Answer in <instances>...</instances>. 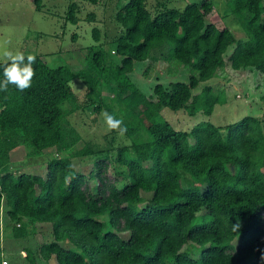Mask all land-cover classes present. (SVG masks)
<instances>
[{
    "label": "trees",
    "instance_id": "obj_1",
    "mask_svg": "<svg viewBox=\"0 0 264 264\" xmlns=\"http://www.w3.org/2000/svg\"><path fill=\"white\" fill-rule=\"evenodd\" d=\"M225 3L245 37L234 40L226 26L205 22V0L159 2L153 10L145 0H124L114 14L117 62L99 42L74 70L24 53L36 57L31 88L0 92V205L15 222L13 236L26 234L28 223L49 222L52 239L38 252L55 264H264V117L244 114L220 133L207 118L179 129L160 113L166 106L208 115L218 101L210 86L191 90L225 59L264 75L263 0ZM72 10L73 3L67 16L74 22ZM166 54L187 68V80L155 82L144 95L127 74L132 62ZM74 77L85 86L80 98ZM74 108L93 116L104 108L122 119L128 141L77 146L80 136L65 118ZM16 145L47 149L45 172L13 173ZM71 156H89L87 171L75 169Z\"/></svg>",
    "mask_w": 264,
    "mask_h": 264
},
{
    "label": "rangeland",
    "instance_id": "obj_2",
    "mask_svg": "<svg viewBox=\"0 0 264 264\" xmlns=\"http://www.w3.org/2000/svg\"><path fill=\"white\" fill-rule=\"evenodd\" d=\"M124 0H0V55L5 50L22 53H37L50 66L66 65L74 70L86 63V55L90 44L100 43L104 52L115 62L119 55L114 52V36L118 33L119 23L114 14ZM186 0H145L146 6L153 10L159 2L169 6L181 7ZM197 1V0H195ZM210 7L204 15L205 22H212L217 27L226 26L234 36V40L245 37V33L236 19L229 13L225 0H205ZM264 2V0H263ZM73 3L72 14L75 21L67 16L68 6ZM96 29V37L92 29ZM234 42L228 45L223 53L226 58ZM225 64L215 69L210 78L199 82L191 92H199L204 84H208L218 101L212 105L208 115L201 110L187 114L184 109L171 110L162 106L160 113L173 127L188 129L201 119H208L215 124L220 133L222 126L244 114L264 117V75L250 67L232 69L227 59ZM189 71L176 60L165 57H147L134 60L127 72L131 81L144 95L152 94V85L159 82L164 86L169 81L187 80ZM70 86L77 98L82 97L85 90L83 81L74 77ZM101 93L107 103L113 105L106 88ZM65 106L69 104L66 102ZM104 108L94 116L88 111L74 108L66 113L67 122L80 136L76 145L82 140L95 144H112L126 142L124 136L111 133L107 129L103 113ZM108 113V112H107ZM111 134H110V133ZM109 133V134H108ZM26 151L30 153L27 154ZM47 149L37 151L33 147L16 145L10 150L8 168L13 173L45 172ZM70 161L75 169L86 172L89 167V156H71ZM3 206V204H2ZM0 205V253L10 264H55L52 257L43 259L38 246L52 239L50 224L46 221L28 223L27 232L22 236H13L7 222L3 207ZM4 217V218H3ZM125 232L121 235L125 236ZM69 245L65 241H60ZM193 254V253H192Z\"/></svg>",
    "mask_w": 264,
    "mask_h": 264
},
{
    "label": "clouds",
    "instance_id": "obj_3",
    "mask_svg": "<svg viewBox=\"0 0 264 264\" xmlns=\"http://www.w3.org/2000/svg\"><path fill=\"white\" fill-rule=\"evenodd\" d=\"M36 62L35 55L25 57L24 53L19 50L13 52L5 50L0 55V63L3 64V79L0 80V92H8L9 85L24 92L31 88L36 71L33 65ZM104 119L109 131H116L119 136L123 137L127 132L122 119H117L114 115L107 112L103 113ZM238 227V225L234 226Z\"/></svg>",
    "mask_w": 264,
    "mask_h": 264
},
{
    "label": "built area",
    "instance_id": "obj_4",
    "mask_svg": "<svg viewBox=\"0 0 264 264\" xmlns=\"http://www.w3.org/2000/svg\"><path fill=\"white\" fill-rule=\"evenodd\" d=\"M0 264H10L0 253Z\"/></svg>",
    "mask_w": 264,
    "mask_h": 264
}]
</instances>
